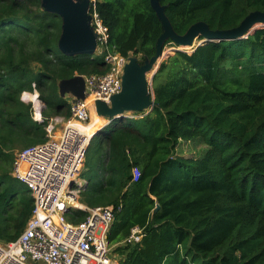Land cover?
I'll use <instances>...</instances> for the list:
<instances>
[{
    "label": "trees",
    "instance_id": "1",
    "mask_svg": "<svg viewBox=\"0 0 264 264\" xmlns=\"http://www.w3.org/2000/svg\"><path fill=\"white\" fill-rule=\"evenodd\" d=\"M160 2L181 36L198 22L228 31L264 12V0ZM96 4L115 52L141 65L155 56L163 29L150 0ZM62 25L42 0H0L1 244L19 238L34 207L12 175L16 153L45 143L53 118H71L60 82L110 69L100 55L64 54ZM152 88L150 112L116 120L92 138L80 203L115 208L108 241L119 264H264V26L170 55ZM24 93L45 104L42 121ZM197 139L207 147L202 157L177 155L182 141ZM134 168L141 170L136 182ZM136 227L141 241L125 243Z\"/></svg>",
    "mask_w": 264,
    "mask_h": 264
},
{
    "label": "built area",
    "instance_id": "2",
    "mask_svg": "<svg viewBox=\"0 0 264 264\" xmlns=\"http://www.w3.org/2000/svg\"><path fill=\"white\" fill-rule=\"evenodd\" d=\"M97 0H89L88 14L97 40L94 55L103 56L110 66L105 75L84 76L85 99L70 105L71 118L59 135V117L46 126L48 140L16 153L13 177L24 185L34 200L25 230L15 241L0 243V264H119L112 255L108 233L115 208L88 207L79 202L87 150L92 138L83 130L91 122V103L110 104L123 89V76L129 58L115 52L109 44V28L97 11ZM143 113V112H142ZM128 115V114H127ZM144 115L128 116L142 118ZM42 121L41 116L35 118ZM141 170H132L133 181ZM85 212L86 219L74 223L70 217ZM143 230L136 227L125 240L141 241Z\"/></svg>",
    "mask_w": 264,
    "mask_h": 264
},
{
    "label": "water",
    "instance_id": "3",
    "mask_svg": "<svg viewBox=\"0 0 264 264\" xmlns=\"http://www.w3.org/2000/svg\"><path fill=\"white\" fill-rule=\"evenodd\" d=\"M150 1L163 29L156 44V54L142 65L137 57H130L123 76V89L112 99L111 107L105 102H97V110L109 117V124L122 118H128L127 112L142 113L145 110L150 112L153 109L155 106L154 91L153 88L151 89L153 78L163 61L170 55L184 51L186 48H197L206 42L243 39L257 28L264 26V12L257 11L248 15L237 28L232 30L212 31L206 23L198 22L191 26L185 35L181 36L174 31L160 0ZM42 6L47 12L54 13L62 19V36L59 47L64 54L68 56H93L95 54L97 40L90 24L89 0H42ZM168 41L177 47L171 48L166 53L164 50ZM149 76H151L150 79ZM60 83L63 88L67 84L73 85L78 98L85 99L84 76H77ZM36 98L38 99V96ZM22 100L26 101L25 98ZM42 104L45 106L44 103ZM35 109L41 114L42 106L39 108L35 106ZM159 209L160 207L157 206L153 214L158 213Z\"/></svg>",
    "mask_w": 264,
    "mask_h": 264
},
{
    "label": "rangeland",
    "instance_id": "4",
    "mask_svg": "<svg viewBox=\"0 0 264 264\" xmlns=\"http://www.w3.org/2000/svg\"><path fill=\"white\" fill-rule=\"evenodd\" d=\"M174 45V44H173ZM175 48V46H172L171 45H166L165 47V50L164 52H169L171 50V48ZM190 49V50H189ZM189 49H184V51H189L191 52L193 50V48H189ZM95 56V55H94ZM151 76H149V79H150ZM152 89V87H151ZM29 94L30 97H27L26 98V95ZM36 94H32V93H24L22 95V99L25 98L26 102H33L34 103V106H35V102L36 100H31L33 98H36ZM40 105H42V108H43V104L41 101H39ZM109 107H111L112 103L110 104H107ZM143 112H147V110L143 111ZM137 113H140V112H136L135 114ZM132 114V113H131ZM128 116H130V114H128ZM94 117H97L99 119H102L103 123H105V121H108L110 120L108 116H105L103 115L101 112H99L97 110V107L93 106V104L91 103V122L93 120ZM36 118H37V113H36ZM62 121L61 123H59L57 126H56V134L59 135L60 132L62 131V129L64 128V125L68 122V120L65 118V117H59ZM70 120V119H69ZM90 122V123H91ZM104 125V124H103ZM102 125V126H103ZM97 126V125H96ZM105 128V127H104ZM103 128V129H104ZM100 130H102V127L100 125V128L97 129L96 133L99 132ZM98 134V133H97ZM207 147L206 145L200 141V140H194V141H191V142H185V141H182L181 144L179 145L178 147V150H177V155H181V156H186V157H194V158H200L204 155L205 151H206ZM83 172V171H82ZM83 175L80 176L79 180L82 182V184L85 186L86 184V181L82 178ZM80 201V200H79ZM111 252H112V255L115 257V258H118L117 255H115V252L113 250V248H111Z\"/></svg>",
    "mask_w": 264,
    "mask_h": 264
},
{
    "label": "crops",
    "instance_id": "5",
    "mask_svg": "<svg viewBox=\"0 0 264 264\" xmlns=\"http://www.w3.org/2000/svg\"><path fill=\"white\" fill-rule=\"evenodd\" d=\"M94 56V55H93ZM61 84V83H60ZM65 88H63L62 84L60 85V94L63 98H65L67 100V102L71 105V103L79 100L76 92H75V89L73 87V85L71 84H67L66 86H64ZM132 113V114H131ZM136 112H127L126 114H130V116H137L138 114L140 113H137L135 114ZM94 120L97 122V124L101 127L102 129L108 125H110L109 123V120L108 121H105V123H103L102 119H99L97 117H94ZM104 124V125H103ZM103 125V126H102ZM100 128V127H99ZM98 128V129H99ZM80 200V198H79ZM80 202V201H79Z\"/></svg>",
    "mask_w": 264,
    "mask_h": 264
},
{
    "label": "bare ground",
    "instance_id": "6",
    "mask_svg": "<svg viewBox=\"0 0 264 264\" xmlns=\"http://www.w3.org/2000/svg\"><path fill=\"white\" fill-rule=\"evenodd\" d=\"M188 49V48H186ZM190 50V49H189ZM189 52V51H188ZM27 97H30L29 94L26 95V98ZM31 100H36L35 102V106L37 108H39L40 106V103H39V100L37 98H33ZM37 117H39L41 114L39 113V111L37 110ZM97 125V126H96ZM100 126L97 124V122L94 120H92V122L90 124H88L85 128H83V130H85V132L89 135L90 138H92L95 134H96V131L97 129L99 128Z\"/></svg>",
    "mask_w": 264,
    "mask_h": 264
}]
</instances>
